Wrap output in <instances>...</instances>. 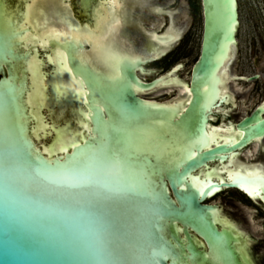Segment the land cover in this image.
Here are the masks:
<instances>
[{"label":"water","instance_id":"obj_1","mask_svg":"<svg viewBox=\"0 0 264 264\" xmlns=\"http://www.w3.org/2000/svg\"><path fill=\"white\" fill-rule=\"evenodd\" d=\"M163 1L95 0L89 12L85 7L84 13L77 14L74 11L76 0H24L21 11L12 8L10 0H0V49L5 36L15 33L18 38L16 51L20 57L16 61L0 62V84L13 75L15 84L19 85L21 81L24 84L23 91H9L0 96V130L19 106L27 138L34 150L46 158L61 160L73 154V144L82 145L92 139L93 134L97 145H105L108 138L115 137L120 129L129 130L132 134L125 157L130 167L143 166L151 171L156 191H162L171 202L172 214L163 219V234L168 247L177 255H169L160 264H254L248 251L250 240L242 230H246L244 222H240L241 229L218 209L211 215L214 205L203 202L209 195L200 194L196 187L205 182L214 184L216 190L212 193L221 187H240L232 182V177L237 174L251 181L264 180V171L260 167L248 166L237 153L229 152L257 138L253 142L255 144L264 136V101L239 122L232 123L231 127L229 124L213 126L208 123L212 109H219L221 102L231 101L236 105L232 91H236L234 73L245 44L241 27H248L249 21L243 18L241 0H234V3L232 0H200L202 23L200 19L184 23L181 16L189 4L174 11L168 5L177 0ZM147 2L157 14L163 12L164 4V11L170 17L166 31L162 33L165 36H157L156 29L160 23L162 27L168 21V16H144ZM81 3L85 4V0ZM229 3H232L231 18L234 22L231 31ZM135 12L139 15L138 20L142 18L141 22L149 19L151 37L164 42L165 48L175 45L184 31L177 47L183 43L189 30L192 36H202L199 54L188 79L186 61L178 69V74L185 79L180 78L176 70L151 82L139 80L130 61L141 65L140 59L159 57L165 50L152 52L142 48L137 51L128 45L121 32L127 25V18ZM90 32L98 38L103 37V42L112 51L138 59L125 62L126 66H119L117 71L98 57ZM60 52L68 54L71 72L62 70ZM142 69L150 74L153 72L141 65L137 74H144ZM214 75L216 94L211 104L202 109L201 105L208 100L204 85L210 83ZM125 78L142 89L126 90ZM160 88L168 91L167 98H171L174 89L178 93L163 102L137 95ZM239 95L236 110L245 114L244 103L248 94ZM135 105H142L143 113L133 112ZM70 111L72 116L67 114ZM77 112L78 115L75 114ZM211 118L216 121V118ZM185 120L189 122L190 129L197 130L202 122L211 141V146L203 151L198 146L194 147L192 150L197 155L191 159L186 158L188 136L181 134ZM149 125L151 135L141 131ZM229 137L236 143L225 144ZM107 146L111 147L110 144ZM181 159L184 163L176 171L193 177L191 181H185L184 189L174 183L170 164L179 163ZM214 160L219 161L220 167H211ZM2 161L3 152L0 151V264H105L107 250L90 248L78 233L57 232L51 225L42 233L26 218L24 209L6 210L9 189ZM250 172L256 175L249 177ZM257 190L261 191V187ZM185 193L189 195L187 203L181 201ZM137 203L144 207L143 200ZM216 237H224L227 256H220L214 247ZM193 252L198 254L195 260L191 257Z\"/></svg>","mask_w":264,"mask_h":264},{"label":"snow or ice","instance_id":"obj_2","mask_svg":"<svg viewBox=\"0 0 264 264\" xmlns=\"http://www.w3.org/2000/svg\"><path fill=\"white\" fill-rule=\"evenodd\" d=\"M234 3V0H232ZM229 11V31L234 27L231 18L232 3L227 5ZM119 21H117V24ZM63 35V33H53ZM93 38L94 51L101 59H111L114 66H126L127 61L136 60L137 57H127L112 51L103 42V37ZM227 38V37H226ZM22 39V37H20ZM18 46L17 34L5 36L3 47L0 49V62L16 61L20 59L16 48ZM62 70L71 72L68 66V54L60 52ZM79 67L77 71H79ZM119 75V73H117ZM15 76L0 84V96L5 92L23 91L24 84H15ZM126 90L135 87L132 80L123 81ZM204 92L208 100L201 108L211 104L215 96V75L210 83L204 85ZM224 99V97H221ZM135 113H143L142 105H135ZM87 115V114H86ZM91 132V129H89ZM141 131L152 134L151 126H144ZM132 132L120 129L115 137H109L105 145H97L95 134L87 142L73 144V154L61 160L50 159L35 151L27 138L25 126L19 106L13 115L9 116L3 129L0 130V151L3 152V171L8 183L6 195V210L22 208L26 218L35 224L42 233L48 226H55L57 232H76L90 248L106 249L108 259L105 264H160L161 260L168 259L169 255H177L168 247L164 237L165 217H170L171 202L156 191V183L152 179V172L143 166L133 169L130 167L125 153L128 140ZM181 134H186L189 144L186 149V158L191 159L197 155L192 150L198 146L201 151L211 146L209 133L203 127L190 129L189 122H183ZM236 143L229 137L225 144ZM107 144H110L109 148ZM119 160L126 165L124 179L120 183L105 180V187L110 191L98 194L92 188V177L97 165L105 160ZM172 163V177L174 183L185 188V181L193 177L184 172L176 171L180 164ZM113 172L118 171L113 165ZM100 175H106L100 173ZM256 173H248L255 176ZM232 182L238 184L253 197L261 195L257 189L264 186V180L251 181L240 175H234ZM222 183V182H221ZM198 192L204 195L212 194L216 190L214 184L205 182L196 186ZM207 190V191H206ZM143 200L144 207L138 206L137 201ZM181 201L187 203L189 195L181 196ZM7 217V211H6ZM220 256H227V246L224 237L214 238ZM202 255V254H199ZM198 254L193 252V260Z\"/></svg>","mask_w":264,"mask_h":264},{"label":"flooded vegetation","instance_id":"obj_3","mask_svg":"<svg viewBox=\"0 0 264 264\" xmlns=\"http://www.w3.org/2000/svg\"><path fill=\"white\" fill-rule=\"evenodd\" d=\"M158 1L164 3L163 0H158ZM93 2H95V0H88V1L85 0V4L87 5L86 6L85 4L81 3V0H76L74 11L77 14L84 13L85 12L84 8L87 7V9H88L87 11L89 12ZM10 4H11L12 8H18L21 11L22 7L24 6V0H18V1L17 0L16 1L10 0ZM199 4H200V10H201L200 1H199ZM61 5H63L62 2H61ZM145 7L146 8L143 9V12H144L143 14H144V16H148L149 18L153 15H159V14H164V15L166 14L168 16V21L165 24H163L162 27L160 26L161 23H160V25L158 24L159 28L156 29V31H157L156 35L157 36H165L162 33L166 31V26L169 24L170 17H169V14L166 11H164V9H165L164 4H163V10H162L163 12L158 13V14L153 11V6H151V4L149 2H147ZM140 15H141V13H140ZM201 15H202V10H201ZM138 16H139L138 13L135 12L133 14V16H131V18L128 17L126 20L127 25L125 26V28L121 32V34L127 39L128 45H130L133 48V50H137V51H141L142 48H145L147 51H152V52H154L156 50L159 51L162 49L165 50L159 57L151 58V59L146 57V58L140 59V60H142L141 65L145 66L146 69L153 70V72L151 74L144 69H142L144 71V74H142V75L139 73L137 74V71L139 72V68L141 67V65H137V63H135V61L133 62V61L129 60L130 63H132L134 65L135 73H136L137 77L139 78V80L151 82L155 79H162V78L166 77L168 74H170L176 70H177V74H178V69H180V67L182 66L181 62H175L174 66L171 67V69H168V67L166 68L164 66L167 65V63H168L167 62V60L169 58L167 56L168 52H170L173 48H176L178 46V44L180 43V40L184 37L183 35H184L185 31L180 35V38L178 39V41L176 42L175 45L170 46V47L168 46L165 48L164 42L160 43L158 38L151 37V34L148 31V30L152 29L150 26L151 23L148 21L149 19L148 20H142V22H141L142 18L140 20H138V18H137ZM129 20H130V22H129ZM184 23H186V22L184 21ZM160 27H161V29H160ZM201 38H202V36H201ZM200 44H201V40H200ZM200 44H199V50H200ZM199 50H198V53H197L195 60L198 57ZM47 51L48 52L50 51L49 48L47 49ZM42 54L45 55L43 52H42ZM157 61H159L161 64H164V66H161L159 69V67H157L159 65L157 63ZM261 72L262 73H253V74L248 75V76H247V74L234 73L235 74L234 80L235 81L236 80H253V79H257L261 75L264 78V71H261ZM154 73H155V75H153ZM229 73H232V72L229 70ZM255 74L257 75V77L248 78L249 76H253ZM178 76L182 79H185L180 74H178ZM189 77H190V75H189ZM229 83H231V82H229ZM133 88L134 89H142V88L137 87L136 85ZM143 89H145V88H143ZM230 90H232V89L230 88ZM156 91H159L160 93H156ZM232 91L234 94L233 96H234L236 105L234 106L231 101L221 102V104L219 105L220 106L219 109H216V108L212 109V111H211L212 114L210 115L211 121L208 123H211L213 126H219L222 123L225 125L229 124L231 127L232 123L239 122L246 114H249L250 111L256 105H258L264 101V99H262L261 101L256 103L251 109H249L245 114H243L239 110H236L237 106H238L240 92L237 89H236V91L235 90H232ZM171 92H173L171 94V98H173L178 93L177 89H174ZM153 94H155V95L152 96ZM137 95L140 96L141 98L143 97L147 100L153 99V100L159 101V102H163V101H167V100L171 99V98H167L168 91H165V88L164 89L160 88L158 90H154V91L142 93V94L137 93ZM225 105H226V107L224 108ZM67 114L69 116L73 115L72 111H70L69 113L67 112ZM75 114L78 115V112ZM211 117L216 118V121H214L213 118H211ZM234 130H236V129H234ZM256 139H254V140H256ZM260 139L261 140L255 144L253 143L254 142V140H253V141H250L249 143L245 144V146L234 148L233 150H229V152L231 151L233 153H237L238 158L241 161H243L244 163H246V165H248V166H251V165L255 166L256 165V166L260 167L261 170L264 171V136ZM256 146H257V148H256ZM248 150H249V152H248ZM247 161H249V162H247ZM217 163H219L218 160L212 161L211 167H216V166L220 167V165H218ZM262 188H263V186L261 187V191H262ZM227 189L230 191L229 196H227V197L222 196L221 194H223V191H225ZM236 194H239L245 198V206L244 207L246 209H248V211H251V212L255 211L256 214L264 217V199L262 198V196L264 195V191H262V196L260 195V196H257L256 198H253L248 192L244 191L243 189H241L238 186L221 187L219 190H217L216 192H214V193L210 194L208 197H206L203 200V202L206 204L214 205L213 208L210 210L211 215H212L214 210L218 209L224 215L231 218L233 220V222L238 227H240L241 229H242V227L240 225V222H242V221L245 222L249 226V227H247V230L242 229L248 235V238H249L248 240H250V248L248 249L249 256L253 260L254 264H264V236H255V234L253 232L254 230L252 231L250 228V225L254 222V220L249 216V214H246L244 211H242V209H243L242 206H238L235 203L234 198H235ZM215 196H216V198H219V200L218 199L217 200L216 199H210V198L215 197ZM226 204H229L230 206L227 207ZM259 213H262V215H260ZM211 218H213V217L211 216ZM219 228H221L220 224H219Z\"/></svg>","mask_w":264,"mask_h":264},{"label":"rangeland","instance_id":"obj_4","mask_svg":"<svg viewBox=\"0 0 264 264\" xmlns=\"http://www.w3.org/2000/svg\"><path fill=\"white\" fill-rule=\"evenodd\" d=\"M199 1L200 0H177L168 6L176 11L189 4L190 6L181 16L183 21L188 23L192 20L200 19L202 23ZM241 9H243V18L249 21V24L248 27H241L242 42L245 44L241 55L237 60L238 62L236 63L235 73L247 75L262 73L261 71H264V0H241ZM200 40L201 36H192L191 30H189L183 43L167 54L169 57L167 65L164 66V64L157 61L159 64L158 66H164L171 69L175 62H181L182 65H184L187 61L186 75L188 78L199 50ZM235 86L241 95L248 94L245 97L244 103L245 113L256 103L264 99V78L262 75L253 80H236ZM229 194L230 191L227 189L223 191V194L221 195L227 197ZM210 199L219 200L216 196ZM234 200L238 206L243 207L242 211L249 214L254 220L250 225V228L252 231L254 230L253 232L255 236H264V217L259 216L255 211H248V209L244 207L245 198L241 195L236 194ZM259 214L262 215V213ZM244 227L247 230V227L249 226L244 222Z\"/></svg>","mask_w":264,"mask_h":264},{"label":"clouds","instance_id":"obj_5","mask_svg":"<svg viewBox=\"0 0 264 264\" xmlns=\"http://www.w3.org/2000/svg\"><path fill=\"white\" fill-rule=\"evenodd\" d=\"M105 63L108 64L110 67H114L118 71V67L114 66L111 59H104ZM113 165H115L116 169L118 171L113 172ZM126 171V165L119 160H105L102 164L97 165L94 172L95 174L92 177V188L94 191H96L98 194L103 193L105 191H110V189L105 187V180L107 181H113L116 183H120L124 179ZM100 173H105L106 175H100Z\"/></svg>","mask_w":264,"mask_h":264},{"label":"bare ground","instance_id":"obj_6","mask_svg":"<svg viewBox=\"0 0 264 264\" xmlns=\"http://www.w3.org/2000/svg\"><path fill=\"white\" fill-rule=\"evenodd\" d=\"M237 76V75H236ZM248 76V75H247ZM248 78H250V77H248ZM256 148H257V146H256ZM254 149V148H253ZM248 152H249V150H248ZM252 153V152H251ZM253 154V153H252Z\"/></svg>","mask_w":264,"mask_h":264}]
</instances>
